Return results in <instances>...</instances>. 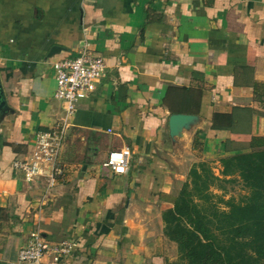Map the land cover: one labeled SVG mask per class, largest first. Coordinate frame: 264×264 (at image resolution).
Segmentation results:
<instances>
[{
    "label": "crops",
    "instance_id": "crops-1",
    "mask_svg": "<svg viewBox=\"0 0 264 264\" xmlns=\"http://www.w3.org/2000/svg\"><path fill=\"white\" fill-rule=\"evenodd\" d=\"M84 49L107 71L76 105L66 173L52 187L28 182L14 161L65 112L54 62ZM0 78V264H16L35 230L71 245L44 264H171L163 213L190 168L207 161L220 174L221 157L264 136V0H0ZM173 113L197 119L173 137ZM125 146L129 171L115 174L104 163Z\"/></svg>",
    "mask_w": 264,
    "mask_h": 264
},
{
    "label": "trees",
    "instance_id": "trees-1",
    "mask_svg": "<svg viewBox=\"0 0 264 264\" xmlns=\"http://www.w3.org/2000/svg\"><path fill=\"white\" fill-rule=\"evenodd\" d=\"M255 89L261 98L264 82ZM213 124L230 127L233 121L214 119ZM234 142L228 140L226 150ZM236 146V152L221 157L220 174L207 161L195 163L173 198L174 207L164 211L165 232L179 250L171 264H264V136ZM238 179L248 196L226 197V183Z\"/></svg>",
    "mask_w": 264,
    "mask_h": 264
},
{
    "label": "built area",
    "instance_id": "built-area-1",
    "mask_svg": "<svg viewBox=\"0 0 264 264\" xmlns=\"http://www.w3.org/2000/svg\"><path fill=\"white\" fill-rule=\"evenodd\" d=\"M54 68L57 79L55 96L64 104V116L51 129L39 131L29 154L14 161L15 169L22 173L24 180L31 182L46 177L49 187L57 184L66 173L59 154L76 105L96 89L98 81L106 75L107 64L103 56L84 49L75 57L57 60ZM131 157L129 146L117 148L109 153L104 165L115 174H126ZM70 249L71 245L53 243L40 230H35L19 251L16 264H44L48 253H53L54 260H59Z\"/></svg>",
    "mask_w": 264,
    "mask_h": 264
},
{
    "label": "water",
    "instance_id": "water-1",
    "mask_svg": "<svg viewBox=\"0 0 264 264\" xmlns=\"http://www.w3.org/2000/svg\"><path fill=\"white\" fill-rule=\"evenodd\" d=\"M53 50H55V48H53ZM7 107V98L0 78V111L5 110ZM196 119L197 116L195 114L173 113L169 119L170 134L173 137L180 136L182 131L186 128H190Z\"/></svg>",
    "mask_w": 264,
    "mask_h": 264
},
{
    "label": "rangeland",
    "instance_id": "rangeland-1",
    "mask_svg": "<svg viewBox=\"0 0 264 264\" xmlns=\"http://www.w3.org/2000/svg\"><path fill=\"white\" fill-rule=\"evenodd\" d=\"M226 186L228 188L226 197L234 196L236 200H243L248 196L249 189H247L239 179L236 182L226 183Z\"/></svg>",
    "mask_w": 264,
    "mask_h": 264
}]
</instances>
